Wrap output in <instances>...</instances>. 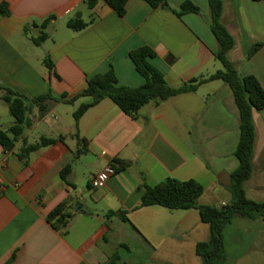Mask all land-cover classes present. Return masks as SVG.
Masks as SVG:
<instances>
[{"label":"crops","instance_id":"obj_1","mask_svg":"<svg viewBox=\"0 0 264 264\" xmlns=\"http://www.w3.org/2000/svg\"><path fill=\"white\" fill-rule=\"evenodd\" d=\"M85 1L0 0L10 8L9 16L0 17V85L29 98L48 93L55 98L43 117L33 109L13 150L0 145V264L13 256L12 264H202L196 247L211 239V230L197 209L140 203L145 185L174 178L202 183L201 205L231 204L240 121L230 86L209 81L195 92L145 105L137 118L110 99L90 108L78 126L74 113L89 101L77 98L88 79L111 68L118 85L142 86L145 79L130 58L140 47L154 50L150 61L172 87L221 70L208 0H190L200 12L182 16L174 11L186 0H167L157 8L129 0L123 16L103 0L93 9ZM223 1V22L237 42L229 58L242 76H255L264 88V0ZM77 13L84 21L93 19L79 32L67 26ZM46 20L48 38L37 45L33 39ZM259 43L263 46L248 59ZM4 93L0 88V131L15 121ZM254 124L253 174L245 190L250 200L264 202V110L254 112ZM61 136L62 141L31 152L27 161L19 157L25 142ZM113 161L127 166L104 188L93 189L91 178ZM59 206L69 216L62 229L48 220ZM109 211L128 212L129 220L107 217ZM223 236L226 264H264L262 218L236 216Z\"/></svg>","mask_w":264,"mask_h":264},{"label":"trees","instance_id":"obj_2","mask_svg":"<svg viewBox=\"0 0 264 264\" xmlns=\"http://www.w3.org/2000/svg\"><path fill=\"white\" fill-rule=\"evenodd\" d=\"M103 1L120 16H123L129 0ZM145 1L154 8L167 3V0ZM85 2L89 9H93L99 0H86ZM208 3L211 12V30L218 42V51L215 56L222 64L223 68L221 70L208 78L193 79L181 87H172L167 83L164 74L150 61L156 55L154 50L148 46L140 47L130 52V58L134 62L138 73L145 79V83L139 87L120 86L113 68L105 74H97L88 79L86 88L78 95L77 98L86 97L89 98V101L83 103L75 111L74 118L76 126H78L82 116L104 99H110L124 113L137 118L141 108L151 102L159 104L171 97L195 92L200 85L209 81L221 80L228 84L233 93L240 121V139L235 151V157L238 159L239 165L230 177L231 204L220 208L201 205L199 199L204 194L202 183L195 179L181 181L174 178H168L154 186L145 185L140 203V207L159 205L170 210L197 209L202 221L208 223L211 230V239L208 242L198 243L196 247L197 255L201 258L202 264H226L227 255L223 236L225 227L232 223L236 216L252 219L262 218L264 220V202L250 200L245 190V183L253 174L256 140L254 112L264 110V88L255 76H242L236 64L229 58V52L236 48L237 42L223 22L224 1L208 0ZM199 12V7L190 0H186L178 11H174L178 16ZM9 15V5L5 2L0 3V17ZM92 22L93 19L88 22L84 21L82 14L77 13L68 20L67 26L73 31L79 32L87 28ZM48 25V20L42 23L40 36L33 39L35 44L41 45L47 40L48 34L45 30ZM25 31H27V28H25ZM262 46L263 43L256 44L250 50L247 58L253 57ZM44 63L50 70L53 69V63L49 57L45 58ZM0 88L5 91L1 98L7 104L11 115L15 119L14 123L6 130L0 131V145L4 150L11 151L15 147V143L23 138L25 129L31 124L30 115L33 109L38 108L39 116L43 117L48 111V102L55 100V98L51 93L29 98L8 86L0 85ZM65 97V95H62L60 99ZM78 138L80 142L87 141L81 139L79 135ZM63 139L62 136L58 139L41 137L36 144L27 145V142H25L19 157L27 161L31 152L55 144L58 140L62 141ZM83 152L85 151H77L78 154ZM112 164L117 170L127 166V163L120 161H113ZM69 171L70 166L62 171L61 175L64 180H66ZM61 209L62 206H59L48 216V220L56 229H62L68 225L69 216L62 215ZM111 215H118L124 221L129 220L128 212L125 211H109L107 217ZM57 216L59 217L57 218ZM56 218L57 221L54 222ZM14 258L13 256L6 264H12Z\"/></svg>","mask_w":264,"mask_h":264},{"label":"built area","instance_id":"obj_3","mask_svg":"<svg viewBox=\"0 0 264 264\" xmlns=\"http://www.w3.org/2000/svg\"><path fill=\"white\" fill-rule=\"evenodd\" d=\"M117 169L112 163H109L103 170L91 178L90 185L93 189H102L106 186L111 177L116 175Z\"/></svg>","mask_w":264,"mask_h":264},{"label":"rangeland","instance_id":"obj_4","mask_svg":"<svg viewBox=\"0 0 264 264\" xmlns=\"http://www.w3.org/2000/svg\"><path fill=\"white\" fill-rule=\"evenodd\" d=\"M85 20L88 21L89 20V17H85ZM87 99H89V98H87Z\"/></svg>","mask_w":264,"mask_h":264}]
</instances>
